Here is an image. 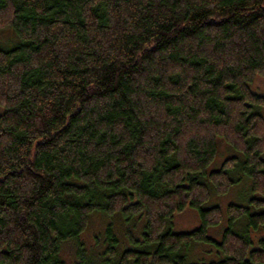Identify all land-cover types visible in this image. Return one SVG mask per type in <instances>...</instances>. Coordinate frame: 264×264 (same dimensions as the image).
<instances>
[{
	"label": "trees",
	"instance_id": "obj_1",
	"mask_svg": "<svg viewBox=\"0 0 264 264\" xmlns=\"http://www.w3.org/2000/svg\"><path fill=\"white\" fill-rule=\"evenodd\" d=\"M5 31L0 264H264V0H0ZM217 139L237 155L208 172ZM239 185L217 242L204 206ZM93 215L141 238L108 224L87 249ZM202 245L220 258L187 262Z\"/></svg>",
	"mask_w": 264,
	"mask_h": 264
},
{
	"label": "rangeland",
	"instance_id": "obj_2",
	"mask_svg": "<svg viewBox=\"0 0 264 264\" xmlns=\"http://www.w3.org/2000/svg\"><path fill=\"white\" fill-rule=\"evenodd\" d=\"M9 32H2L0 33V43L5 42L6 40H9ZM250 89L252 92L258 95H264V78L261 76H256L252 83L250 84ZM260 114L262 115L264 119V109L260 110ZM217 147L218 152L216 155L215 160L213 163L209 166L208 172L217 170L221 167L224 160H226L228 157L236 156L237 154L230 150V148L221 140L217 139ZM232 154V155H231ZM230 155V156H229ZM264 158V155H263ZM246 187L245 186H235L233 187L230 192L223 196L215 195L213 192L211 194V198L207 204H205L204 207H212L217 206L222 211V221L219 227L217 228H210L208 230V236L209 238L219 242L221 238L222 231L227 226V217H226V208L229 204H238V205H247L248 203V194L246 193ZM103 217V216H102ZM99 215H93L90 218L89 225L87 229L83 232V234L80 236V240L85 243L88 247H91L93 249L92 251H96L97 249L102 248V239L97 238L99 234L104 230V228L108 224H112L117 226L120 223V227L123 228V230H130L133 238L140 239L141 238V223L140 226L131 227L132 222H124L123 219H119L117 217L113 218H102ZM123 225V226H122ZM199 226V216L197 211L186 208L182 213L177 214L174 217V220L170 226V229L173 233H188L195 229H197ZM262 233L264 232L261 231ZM264 237V235L260 236ZM122 238L124 241H128L126 235H122ZM98 239V242H97ZM74 243H64L62 245L61 249V257L66 261H70L72 258V252L74 251ZM199 248L193 249L191 252H189L187 255V262L189 263H207L210 261H216L220 258L215 252V258L212 259V247H209L207 245L205 246H198ZM211 248V249H210ZM213 250V249H212Z\"/></svg>",
	"mask_w": 264,
	"mask_h": 264
}]
</instances>
